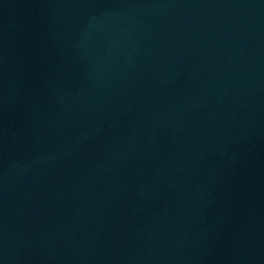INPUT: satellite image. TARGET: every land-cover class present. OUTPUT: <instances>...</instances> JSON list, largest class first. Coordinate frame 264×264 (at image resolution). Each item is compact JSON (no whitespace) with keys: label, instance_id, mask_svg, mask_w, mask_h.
I'll list each match as a JSON object with an SVG mask.
<instances>
[{"label":"water","instance_id":"water-1","mask_svg":"<svg viewBox=\"0 0 264 264\" xmlns=\"http://www.w3.org/2000/svg\"><path fill=\"white\" fill-rule=\"evenodd\" d=\"M0 264H264V0H0Z\"/></svg>","mask_w":264,"mask_h":264}]
</instances>
